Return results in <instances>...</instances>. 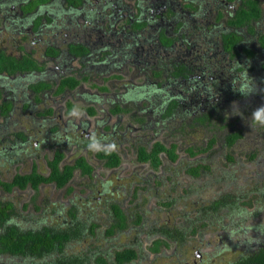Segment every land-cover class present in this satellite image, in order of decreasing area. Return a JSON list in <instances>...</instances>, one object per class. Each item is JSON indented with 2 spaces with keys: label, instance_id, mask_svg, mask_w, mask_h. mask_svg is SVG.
<instances>
[{
  "label": "trees",
  "instance_id": "1",
  "mask_svg": "<svg viewBox=\"0 0 264 264\" xmlns=\"http://www.w3.org/2000/svg\"><path fill=\"white\" fill-rule=\"evenodd\" d=\"M229 1L233 2L234 0ZM236 5V9L226 10L228 17L225 26L222 24L210 26L215 37L219 39L220 50L229 55L232 64L229 70H226L225 74L222 75V78L211 79L212 71L207 68L205 73L211 71L209 73L210 80H201L205 76L202 74L203 71L199 70L202 68L200 62L197 63L192 60L179 62L174 61V57H165L170 63H166L162 57L150 60V63L146 64L143 70L152 68L153 76L159 80V83H157V89L152 86L150 88L161 91L164 96L156 95L153 100L154 103L150 108L155 107V116L144 114V120L140 119L141 110L137 113L139 115H132V119L139 121L143 125V129L154 127L152 130L158 134L162 131L168 133L163 142L161 140L154 142L150 150L147 143L138 149L140 164L149 165L153 169L154 174L152 175H157L151 177L149 181L158 186H164L162 175L167 172L164 169L177 163L176 150L178 147L176 143L177 140L182 141L185 138L184 141H187L185 145L188 146L186 152L190 155L197 157L207 154L206 158H200L199 162L203 163L201 166L185 165L184 172L186 175L195 180L207 179V176L204 175L215 178L220 182L222 190L224 189L223 192L218 194L207 208H198L193 214L182 213L179 221L177 219L172 224L165 226L158 225L156 221L152 222L145 213L137 211L136 219L134 218L133 221L135 226L133 225L134 227L131 228L132 226L129 227L127 222L133 218L131 217L132 214L128 210H124L121 205H112L118 222L113 223L105 230L103 241L111 242L108 239H112L122 232L135 231L148 236L147 240L151 242L149 251L154 255L160 254L163 248L169 249L171 244L175 245L176 252H178V248L192 244V236L198 233L199 228L205 229L199 232L202 234L222 223L223 231L230 236L226 248H238V245L233 243V240L237 238L239 241L245 242L246 245L245 249L239 250V257L226 264H264V240L260 238L261 235L264 236V219H262L264 218V127L250 125L251 113L257 107L264 105V8L260 7L256 0H238ZM199 9L200 5L192 3V11L196 12ZM225 16L219 14L216 22L218 23ZM183 24L184 22H180L177 28ZM137 28L141 29L142 25H138ZM174 41L179 40L178 38L167 37L164 43L170 47ZM76 55L80 58L79 62L82 68L90 70L94 68L93 72L88 70L84 75L80 74L82 76L77 78L78 72L76 71L73 77L59 79L56 88L53 87L55 83H48L47 81L29 83L30 87L37 93L36 95L39 92L46 94L50 91L52 93L55 91L56 96L65 94L66 91L74 92L82 84L93 82L96 76L99 75L100 77V75H105L110 71L105 69L103 71L100 68L97 72V66H100L99 60H95L91 57L92 55L89 56L88 50L85 48H81ZM100 58L102 59V57ZM136 60L142 61L141 57H129L124 53L123 57L116 55L115 58L111 59V66L116 71H120L125 65H137ZM205 60L207 57L202 55L201 61ZM35 66L29 62L28 58H25L21 65L17 64L12 58L6 56L3 49H0V76L3 73L12 76L18 70L22 72L32 71L31 75L35 72L42 73L45 71ZM167 68L169 69L168 72L166 71ZM92 73L94 78L91 79ZM166 76L169 78V82L172 80L176 84L177 89L183 90L189 95L194 92H196L194 94H198L199 91L200 99H203V101H199L203 103L209 97L207 94H214L217 101L210 102L204 111L199 108L190 110L188 103L194 98L183 97L179 94L168 95L166 89L169 84L166 85L165 89L161 88V85L168 81L165 79ZM104 79L107 80V78ZM104 79L102 81H106ZM91 84L93 88L100 87L99 84ZM205 87L208 90H205ZM101 90L108 91V88L102 87ZM137 91L142 94L146 93L142 92L140 88H136L133 93ZM84 96L89 97L90 95L84 94ZM40 100L41 98H37L36 104L39 105ZM13 101L14 99L3 98L2 91H0V112L3 116H8L11 113L14 107ZM181 101L185 102L182 103ZM31 106L30 103L26 102L23 112H26ZM68 107L72 109V104H69ZM125 112L128 111L123 108L122 103L115 105V109L111 111L113 115L124 114ZM88 113L92 117L95 116V108H89ZM51 114H53V110L50 108L40 113L39 116L45 117ZM192 128L200 129L204 134V140L192 143L189 136H182ZM58 130V126L53 128L55 133ZM14 135L13 137L23 143L29 139L23 132ZM167 144H171L170 148H167ZM223 149H228L232 155H227V159L233 162V165L226 170L214 164L217 153H222ZM235 149L238 150V154L234 152ZM96 157L103 161L104 166L108 169L119 168L122 165L121 155L117 151L112 152L111 155H105L104 150H99ZM236 157H239L237 161ZM64 160V152L56 151L54 158L48 162L50 169L48 176L40 174L37 166L34 165L31 173L17 174L10 182H1L0 180V185L8 193L15 190L39 191L42 185H53L56 189L63 190L73 181L77 170H80L84 176H91L94 172V168L84 156L79 157L74 164L61 166ZM181 165L183 167V163ZM246 165H249L250 173L247 172ZM169 177L170 180H173L172 176ZM249 178L257 184H255L256 187L248 188L246 191L245 182ZM196 187L197 185L192 189L193 193ZM67 189L68 192L72 190L71 187ZM183 193L187 195L185 191ZM251 194L253 198L250 200ZM133 195L136 196V193L134 192ZM177 201H179V197H175L172 201H163L161 204L171 208ZM246 206H254L257 209L250 213L248 208H245ZM23 208L22 213L28 210L27 205H24ZM34 208L40 210L39 206ZM77 212V208L72 206L69 211L71 222L57 227L42 224L35 228H24L19 226L21 217H24L21 210L17 209L11 202L0 200V264H135L138 261L148 260L142 249V242L139 245L131 243L129 246L105 248L109 252L107 258L103 255L104 249L95 245L89 249L88 255L81 254L79 247L89 237L96 241L102 239L97 233L100 226L88 225V222L78 217ZM31 214L30 212L29 215ZM176 214L180 216L179 212ZM253 217L259 218V221L263 223L262 225L252 224L257 231H260L259 236H255V238L250 233L251 226L249 225V220ZM243 227L245 229L240 231Z\"/></svg>",
  "mask_w": 264,
  "mask_h": 264
},
{
  "label": "rangeland",
  "instance_id": "2",
  "mask_svg": "<svg viewBox=\"0 0 264 264\" xmlns=\"http://www.w3.org/2000/svg\"><path fill=\"white\" fill-rule=\"evenodd\" d=\"M231 6H234L232 9L237 8L235 3ZM1 36L0 34V49L4 48ZM8 37L10 36L8 35ZM31 42L32 40L28 41L30 44ZM38 49L40 50V48ZM151 69L148 68L144 70L143 74L137 75V73H140V69L126 65L120 71L111 72L110 74L107 72V74L100 75V77L98 75L93 82H87L84 85L85 89L89 93L91 92L90 94L87 93L90 96H84L88 91L84 92L80 97L74 93V100L70 97L66 100L59 99L55 91L53 93L50 91L46 94L39 92L35 96L33 95L34 89L27 84L29 88H25L22 93L25 92L27 96L28 94L29 96L32 95L34 99L41 98L40 104L38 105L35 102L36 111L34 112L32 110L23 112L25 103H20L17 114H12L8 119V130H0L1 182H10L17 174L31 173L34 165L37 166L40 174L48 176L50 174L48 162L53 159L56 151H62L65 154V160L61 166L74 164L79 157L84 156L94 168V172L91 176H84L80 170H77L73 181L68 186L72 189L70 192H68V187L58 190L53 185H42L39 191L15 190L8 193L0 185V200L11 202L17 209L21 210V214L24 217H21L19 226L24 228H35L42 224L57 227L71 222L69 211L72 206H75L78 210L79 218L88 222V225L95 224L100 226L97 233L102 240L96 241L89 237L79 247V252L83 255H88L89 249L95 245L104 249L103 255L107 258L109 257V252L105 248L112 249L116 246H129L131 243L139 245L142 242V249L148 260L138 261L135 264H226L232 262L240 256L239 250L245 249L246 245L245 242L239 241V238H237L233 240V243L237 244L238 248H226L230 236L223 231L222 223L204 231L202 234L199 232L205 229L199 228L198 233L192 236V244H186L178 248V252H176L175 245L171 244L169 249L163 248L160 254L154 255L149 251L151 242L147 240L148 236L135 231L130 233L127 231L122 232L112 237V239H108L111 242L103 241L105 230L113 223L116 224L118 222L112 210V205H121L124 210H128L132 214L131 217L133 218H130L127 222L129 227L132 226L131 228L135 226L133 221L134 218L136 219L137 211L145 213L152 222L156 221L158 225L165 226L166 224H172L177 219L179 221L182 213L193 214L198 208H207L209 203L224 190H222L221 184H219L220 182L217 179L208 175H204L207 176V179L200 178L198 180L189 178L186 175L184 166H201L203 163H200L199 160L207 156V154L197 157L190 155L186 152L188 146L185 145L187 142L184 141L185 138L182 141L177 140L176 143L178 147L176 150L177 163L164 169L167 171L162 175L164 186H158L149 181L151 177H156L157 175H152L154 174L153 169L149 165L140 164L138 161V149L147 143L150 150L154 142L159 140L163 142L168 135L164 131L158 134L152 130L154 127H147L145 130L139 121L132 119V115L137 114L141 110L142 114L137 115L144 120L143 115L147 109H151L150 105H153L155 96H164L161 91L156 90L158 87L156 84L159 83V80L153 76ZM43 74L44 72L41 73L39 80H34V82L43 81ZM88 76L90 77V75ZM63 77L60 74L55 75L53 87L56 88L59 79ZM92 78H94L93 73ZM104 78H107V80L102 81ZM115 78H120V81L114 82ZM165 79L168 80L169 78L166 76ZM110 80L114 81L108 85L107 82ZM171 82L172 80L163 83L164 85L170 83L166 89L167 94L172 93ZM91 83L99 84L100 87L93 88ZM150 86L156 89L150 88ZM102 87L110 88V91L105 94L101 90ZM136 88H140L142 92L146 93L142 94L140 91L133 93ZM19 96H22V94H19ZM188 96L190 95H185V97ZM97 99L99 104L94 105L92 101ZM69 101L72 103V109L68 107ZM119 103H122L123 108L128 112L113 115L111 111ZM98 105L100 112H96L97 116L95 117L90 116L88 109L96 106L95 110H97ZM50 108L53 110V114L45 117L39 116L40 113ZM152 109L154 112L151 116L153 117L156 109L155 107H152ZM66 124H70L73 127L65 129ZM80 124H88L85 127L86 130L83 129L82 133L80 129H77ZM55 126L63 130L59 134H55L52 131ZM189 131L187 130L182 136H189L192 143L204 140V134L200 129L192 128ZM19 132H23L29 137L26 143L13 137L14 134ZM93 136L100 141L101 150L115 142L117 145L116 151L122 158L120 168L115 171L109 170L104 166V162L96 157V153L99 150H90L89 143ZM83 138L87 139L84 144L82 143ZM43 144L48 149H44L42 147ZM170 145L167 144V148H170ZM234 152L238 154V150L235 149ZM227 155H231V151L228 149H223L222 153H217L214 164L223 170L231 167L233 162L227 159ZM238 158L236 157V161ZM181 163H183V167ZM246 166L247 172L250 173L249 165ZM169 176H172L173 180H170ZM251 180L249 178L245 182L246 191L248 188L256 187L255 184L257 183ZM191 185H194V187L197 185L194 193L192 191L194 187H191ZM184 191L187 195L183 193ZM134 192L136 196L133 195ZM175 197H179V201L171 208L161 204L163 201H172ZM252 198L253 195L251 194L250 200ZM24 205H27L28 210L22 213ZM35 206H39L40 210H35ZM245 208H248L250 213L255 212L257 209L254 206H246ZM30 212L32 213L31 215H29ZM176 212H179L180 216ZM252 224L262 225L263 223L259 221V218H250V233L255 238V236H259L260 231H257ZM244 229L243 227L240 231ZM260 238L264 240V236L261 235Z\"/></svg>",
  "mask_w": 264,
  "mask_h": 264
},
{
  "label": "flooded vegetation",
  "instance_id": "3",
  "mask_svg": "<svg viewBox=\"0 0 264 264\" xmlns=\"http://www.w3.org/2000/svg\"><path fill=\"white\" fill-rule=\"evenodd\" d=\"M256 1L264 8V0ZM192 3L200 5V9L196 12L186 10L192 8ZM234 3L237 4L238 0L233 2L229 0L222 2L221 0H0V34L4 46L1 49L17 64L21 65L24 59L28 58L29 62L36 65L35 67L44 69L43 81L48 83H53L55 75L73 77L74 72L77 71L79 78L82 76L80 74L84 75L88 71L82 68L80 58L76 55L81 48L87 49L89 56L92 55L95 60H99L100 66H97V70L100 68L103 71L110 70L109 74L117 72L111 66V59L116 55L123 57L126 53L129 57H141V62L134 61L137 64L134 68L140 69L137 75L144 73L143 68L150 63V60L158 57L164 59L174 57V61L179 62L187 60L200 62L202 68L199 70H202L205 76L201 80H210L211 71V79L215 80L222 78L232 64L229 55L220 50L219 39L215 37L210 26L219 24L220 21L216 22L219 14H226L227 9L234 8L231 6ZM180 22L184 24L177 28ZM138 25H142V28L138 29ZM167 37L178 38L179 41H174L173 46L167 47L164 43ZM29 40H32L31 44L28 43ZM202 55L206 56L207 60L201 61ZM165 61L170 63L169 60L165 59ZM207 68L211 71L205 73ZM31 72L18 70L12 76L7 73L0 76L2 97L14 99L13 114H17L20 103L26 102L32 105L29 111H36L34 106L36 99L32 95L27 96L25 92L22 93L29 83L39 80L41 76L40 72H35L33 75ZM113 81L110 80L107 84ZM117 81H120V78H115L114 82ZM85 84H82L77 91H66L64 95L57 97L62 100L70 97L74 100V93L80 97L88 91L85 89ZM166 85L162 84L161 88L165 89ZM171 85L172 93L168 95L179 94L185 97L187 92L177 89L174 82H171ZM102 92L107 93V91ZM33 93L36 96L34 90ZM87 93L89 91L85 94ZM194 93L188 96L194 98L188 103L190 110L199 108L204 111L210 102L217 101L214 94H207L209 97L203 103L199 101H203L200 99V92ZM98 102L92 101L94 105L99 104ZM69 104L72 103L69 101ZM201 104L203 106H199ZM97 107L96 112H100L99 105ZM153 112L151 108L147 109L145 114L150 115ZM9 116L12 115L3 116L0 112V130H8ZM86 126L88 124H80L77 129L82 133ZM68 127L73 126L66 124L65 129ZM61 130L63 129L59 128L53 133L59 134ZM86 141L87 139L83 138L82 143ZM42 147L48 149L44 144ZM5 149L8 150L6 147Z\"/></svg>",
  "mask_w": 264,
  "mask_h": 264
},
{
  "label": "clouds",
  "instance_id": "4",
  "mask_svg": "<svg viewBox=\"0 0 264 264\" xmlns=\"http://www.w3.org/2000/svg\"><path fill=\"white\" fill-rule=\"evenodd\" d=\"M186 10L192 11V8H188ZM227 10H230V9H227ZM227 14H228V12L226 11V14H224L226 16L222 19L223 21L221 20L219 22V24H222L225 26L226 18L228 17ZM212 25L214 26L215 24H212ZM250 125L251 126L259 125V126L264 127V105L257 107L251 113ZM89 148H90V150H101V143L95 136H93L91 138L90 143H89ZM103 150L105 152V155H111L112 152L117 150V145L115 144V142H113V143L107 145L105 148H103Z\"/></svg>",
  "mask_w": 264,
  "mask_h": 264
},
{
  "label": "crops",
  "instance_id": "5",
  "mask_svg": "<svg viewBox=\"0 0 264 264\" xmlns=\"http://www.w3.org/2000/svg\"><path fill=\"white\" fill-rule=\"evenodd\" d=\"M96 102H98L97 100H95ZM99 103V102H98ZM13 114V112L11 111V113L9 114V115H12ZM10 117V116H9Z\"/></svg>",
  "mask_w": 264,
  "mask_h": 264
}]
</instances>
